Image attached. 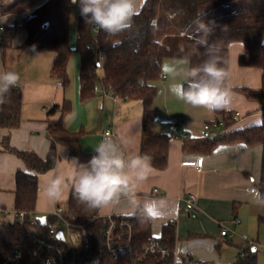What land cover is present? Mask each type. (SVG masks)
<instances>
[{"label":"crops","instance_id":"crops-1","mask_svg":"<svg viewBox=\"0 0 264 264\" xmlns=\"http://www.w3.org/2000/svg\"><path fill=\"white\" fill-rule=\"evenodd\" d=\"M144 2L142 0L138 11ZM4 16L0 15V20ZM21 51L30 59L26 70L38 81L31 86L33 78L19 74L21 79L16 87L23 92L21 124L11 130L0 128V220H3L0 224L16 221L15 176L19 170L26 169L25 162L5 149L3 143L8 139L11 148L33 151L46 157L51 147L47 112L55 105L59 106L54 94V86L59 81L51 76L53 53L33 52L25 48ZM245 53L241 42H234L229 47V85L233 98L231 106L224 111L232 115L233 123L213 127L212 133L218 136L215 139L262 124L261 104L237 90L262 88V71L239 63L240 56ZM179 60L182 59L163 61L162 75L165 78H161L162 89L159 90L162 96L157 99V94L154 102L156 131L168 132L160 126L161 119L174 118L179 124L181 136L170 138L167 168L157 170L151 167L146 179L136 185L135 204L122 198L119 205L102 208L100 216H133L143 211L151 218L153 235L159 237L167 225L172 226L175 230L173 249L184 258L193 259L196 264H235L239 258H233L232 254L236 250L240 254L247 241L255 245L257 264H264V201L257 188L261 178L262 146L237 141L217 142L208 148L211 143L203 137L204 125L225 121V118L216 110L192 107L170 91V85L183 82L181 76L173 78L169 73V68ZM7 63L0 48V72L12 70ZM98 87L102 88V85ZM236 113L241 116L235 120ZM64 126L81 134V147L87 154L95 152L102 141V133L111 128L113 140L120 144L125 157L137 155L143 132V104L138 100L102 92L95 94L93 91L90 99L80 103L77 100L73 106L70 103ZM57 151L59 161L54 169H67L64 159L72 161L75 157L65 145H58ZM200 158L204 159L201 170L182 165L184 161ZM54 169L39 176L38 198L33 212L35 217L50 216L58 204L66 205L68 202L71 191L58 201L49 200L45 195L46 180ZM190 192L198 197L199 214L196 219L182 212L184 197ZM172 219L175 220L173 225L169 224ZM235 219H239L240 223H236ZM222 225L228 228V236L221 235Z\"/></svg>","mask_w":264,"mask_h":264},{"label":"trees","instance_id":"trees-1","mask_svg":"<svg viewBox=\"0 0 264 264\" xmlns=\"http://www.w3.org/2000/svg\"><path fill=\"white\" fill-rule=\"evenodd\" d=\"M72 5L71 0H0L1 16L21 15L24 12L31 14L24 21L27 39L22 47L33 52L53 53L51 76L63 88H67L70 83L68 64L74 52L70 46ZM76 5V52L81 60V100L90 99L100 81L102 87L114 97L141 101L143 132L138 155L150 157L151 167L157 170L167 168L170 142L168 132L154 129V102L158 94L156 83L163 73V61L187 58L192 66L203 62L206 58L205 47L196 43L202 35L197 31L201 22L214 23V30L208 36V41L220 46L221 66H226L228 70L230 45L234 42L244 45L246 53L240 56L239 63L262 71V88L237 90L261 104L262 124L220 139L206 140L211 143L208 148L217 142L237 141L262 146L261 178L257 188L261 200L264 201V0H145L133 18L132 30L117 37H109L94 25L85 24L79 6ZM15 33V25L6 27L0 40L3 54L11 46ZM117 40L120 41L119 44L115 43ZM223 61H227V65ZM100 68L104 71L102 80L98 76ZM227 83L229 84V80ZM22 105L23 92L15 86L8 93L7 102L0 104V128L11 130L20 126ZM69 111L70 102L65 101L62 106L55 105L47 112L51 147L46 157L33 151L11 148L8 139H5L4 148L14 152L26 165V169L19 170L15 176V211L34 212L39 176L56 167L59 161L58 145H65L71 156L83 164L95 154L85 153L80 143L81 134L71 132L64 126V117ZM216 111L223 114L227 125L233 123L230 113L224 109ZM66 207L77 216L82 225L83 254L89 257L106 256L103 233L108 226V220L98 218L101 209H86L71 193ZM130 217L136 223L135 243L140 249L157 238L173 249L175 230L172 226L167 225L162 235L156 237L152 233L151 218L145 212L138 211ZM22 230L17 221L0 224V255L13 249ZM235 264H257V252L254 248L246 249L245 256L240 257Z\"/></svg>","mask_w":264,"mask_h":264},{"label":"clouds","instance_id":"clouds-1","mask_svg":"<svg viewBox=\"0 0 264 264\" xmlns=\"http://www.w3.org/2000/svg\"><path fill=\"white\" fill-rule=\"evenodd\" d=\"M71 2L78 4L85 24L94 25L109 37H117L132 30L133 18L138 14L142 0ZM213 30L214 23L198 25L197 31L202 35L196 43L205 47L206 56L202 63L192 66L185 58L169 68L173 78L181 76L183 81L170 85V91L192 107H203L208 111L228 109L233 98L227 83L230 72L226 66H221L220 46L208 41ZM223 64L227 65V61ZM20 79L15 70L0 72V104L7 102L8 93ZM64 164L67 169L58 167L49 173L44 186L46 197L58 201L71 191L74 199L89 210L115 207L122 198L135 204L136 185L146 179L151 169L150 157L138 154L125 157L120 144L110 135L98 144L86 164L77 163L75 158L72 161L64 159Z\"/></svg>","mask_w":264,"mask_h":264},{"label":"built area","instance_id":"built-area-1","mask_svg":"<svg viewBox=\"0 0 264 264\" xmlns=\"http://www.w3.org/2000/svg\"><path fill=\"white\" fill-rule=\"evenodd\" d=\"M30 13H23L20 19L23 21L30 18ZM6 27L0 25V37ZM97 32V29H95ZM1 40V38H0ZM161 78H165L164 75ZM109 94L106 88L95 87L94 93ZM240 113L234 115V119L240 117ZM160 126L168 130L170 138L180 137L179 124L174 118L161 119ZM226 121L220 120L206 123L204 129V139H215L212 133L213 127H224ZM113 139L111 128L102 133V140L106 136ZM204 159L187 160L182 162L183 166L195 167L201 170ZM158 192V190H155ZM185 208L182 211L186 216L196 219L199 214L198 197L194 193H188L184 197ZM16 221L23 228L17 237V242L13 249L0 255V264H196L191 258H184L175 249L167 247L161 239H153L144 248L136 246L134 228L135 221L130 216H99L98 218L108 220V226L104 230L103 240L107 255L102 257H89L83 254L84 237L76 215L67 210L66 205L58 204L50 216H46L47 222L44 225L40 217L33 216V213L25 211L15 212ZM49 217L53 218L54 223L62 226L57 229L54 224L49 222ZM240 223L239 219L234 220ZM175 220L169 221L173 225ZM25 227H28L25 229ZM221 235L228 236L229 230L222 225ZM62 233V236L59 234ZM255 245L247 241L243 247L240 257L245 256V250L253 248Z\"/></svg>","mask_w":264,"mask_h":264},{"label":"rangeland","instance_id":"rangeland-1","mask_svg":"<svg viewBox=\"0 0 264 264\" xmlns=\"http://www.w3.org/2000/svg\"><path fill=\"white\" fill-rule=\"evenodd\" d=\"M6 1V0H5ZM27 13V12H24ZM23 14V13H21ZM20 14H9L0 20V25H4L5 27L8 26H16V33L14 38L12 39V44L11 46L7 49H5L4 54H3V59L8 61V67L9 69L18 71L20 75H24L29 77V72L26 70L28 61L30 59L25 55V53H22V49H24L22 46L25 43L27 39V30L24 26V21L20 19ZM77 30H78V9L77 5L73 4L72 5V10H71V19H70V46L74 50L72 53V56L70 58L69 64H68V76L70 83L68 87L64 90L63 87L56 82L58 85L55 84L54 86V94L56 95V98L58 99V104L59 106L63 105V100H67L68 102L72 103V106L75 105V101L81 102V97H80V65H81V60L79 54L76 52V40H77ZM3 34V33H2ZM2 34L1 37L2 38ZM24 52V51H23ZM98 76L102 80L104 77V71L102 68L99 69L98 71ZM31 77V76H30ZM33 78V84H35L36 76L31 77ZM163 80H159L156 85L158 88V97L162 96V91L159 92L161 88V82ZM99 86L101 85V82L99 81ZM102 95V94H101ZM100 95V96H101ZM3 221V220H0ZM49 222L51 224H54V226L57 229H62L63 227L60 226L59 224L57 225L54 223L53 218L49 217ZM264 232V229H263ZM256 240V238H255ZM233 258L238 259L240 258V254H238V250L234 252Z\"/></svg>","mask_w":264,"mask_h":264},{"label":"water","instance_id":"water-1","mask_svg":"<svg viewBox=\"0 0 264 264\" xmlns=\"http://www.w3.org/2000/svg\"><path fill=\"white\" fill-rule=\"evenodd\" d=\"M41 222L45 225L47 222L46 216L40 217ZM60 236H62V233L59 234Z\"/></svg>","mask_w":264,"mask_h":264}]
</instances>
